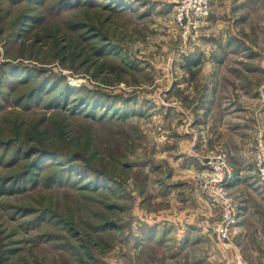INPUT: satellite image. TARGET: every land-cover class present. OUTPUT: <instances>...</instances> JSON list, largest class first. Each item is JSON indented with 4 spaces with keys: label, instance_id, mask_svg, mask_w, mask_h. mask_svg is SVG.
Returning <instances> with one entry per match:
<instances>
[{
    "label": "rangeland",
    "instance_id": "rangeland-1",
    "mask_svg": "<svg viewBox=\"0 0 264 264\" xmlns=\"http://www.w3.org/2000/svg\"><path fill=\"white\" fill-rule=\"evenodd\" d=\"M260 138L264 0H0V264H198L264 220Z\"/></svg>",
    "mask_w": 264,
    "mask_h": 264
},
{
    "label": "crops",
    "instance_id": "crops-1",
    "mask_svg": "<svg viewBox=\"0 0 264 264\" xmlns=\"http://www.w3.org/2000/svg\"><path fill=\"white\" fill-rule=\"evenodd\" d=\"M207 111H208V108L206 112ZM198 145L200 144L197 143L195 148ZM239 179L240 178L238 177L233 187L236 186L238 188L239 183L237 182H239L238 181ZM256 188H259V186H257ZM238 210H239V217H238L239 219H238L237 224L235 225L236 227L235 230L233 231V233L231 234V237L229 238V246L220 250L218 249L219 247L217 248L216 245H214V243L209 237L207 239H203L205 234L204 232L203 233L200 232L199 234L197 233V235H195L194 239H192L190 235L188 234L181 236L179 240L176 237L175 242H177L179 245L178 249L182 247L185 250H187V247L190 248L199 242L201 243V241H205L204 245H206V247L208 248H212V250L210 251L207 250V254L205 253L203 254L201 259L197 262L198 264H200V262H202L203 264H214V263L216 264H252L253 262H251V260H254V261H256L257 259L260 260L259 257L256 255L257 251L249 249L248 245L250 244V241L252 238H253L252 240H255V242H257V240L259 242V240L261 239L264 241V238H262V236L260 235V232H258V231H261L262 228L264 229V220L257 222V221L246 219L247 218L246 215L250 213L249 211L250 209L249 207L245 205L244 207ZM261 264H264V262H262Z\"/></svg>",
    "mask_w": 264,
    "mask_h": 264
},
{
    "label": "built area",
    "instance_id": "built-area-1",
    "mask_svg": "<svg viewBox=\"0 0 264 264\" xmlns=\"http://www.w3.org/2000/svg\"><path fill=\"white\" fill-rule=\"evenodd\" d=\"M261 138L258 142V154L256 159V177L260 183L264 184V146L261 144ZM215 163L213 167L206 169L209 172H203L199 182L201 189L207 196L211 206L218 208L222 213V224L218 227L217 233L221 236L222 241L227 239V232L230 227L236 224L237 220V207L234 200L226 192V185L229 178L232 176L229 165H226V157L219 155L214 158ZM211 172V173H210ZM212 174V177H210ZM207 177H209L208 180ZM259 182V181H258ZM220 231V232H219Z\"/></svg>",
    "mask_w": 264,
    "mask_h": 264
},
{
    "label": "trees",
    "instance_id": "trees-1",
    "mask_svg": "<svg viewBox=\"0 0 264 264\" xmlns=\"http://www.w3.org/2000/svg\"><path fill=\"white\" fill-rule=\"evenodd\" d=\"M124 117H125V115H122V118H124ZM34 162H35V160H34ZM95 184H97V183H95ZM10 193H12V192H10L9 190H6L5 188L0 189V196H3V194H10Z\"/></svg>",
    "mask_w": 264,
    "mask_h": 264
}]
</instances>
